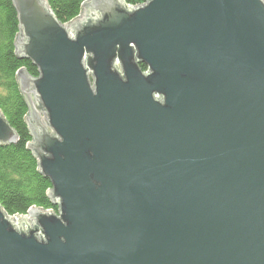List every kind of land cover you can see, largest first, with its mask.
Here are the masks:
<instances>
[{
  "label": "water",
  "instance_id": "obj_1",
  "mask_svg": "<svg viewBox=\"0 0 264 264\" xmlns=\"http://www.w3.org/2000/svg\"><path fill=\"white\" fill-rule=\"evenodd\" d=\"M11 1L59 215L0 204V264H264V0Z\"/></svg>",
  "mask_w": 264,
  "mask_h": 264
},
{
  "label": "trees",
  "instance_id": "obj_2",
  "mask_svg": "<svg viewBox=\"0 0 264 264\" xmlns=\"http://www.w3.org/2000/svg\"><path fill=\"white\" fill-rule=\"evenodd\" d=\"M86 0H47L57 19L67 23L77 17ZM141 5L149 0H125ZM20 26L11 0H0V111L18 135L16 143L0 145V203L10 215L25 214L32 206L56 209L48 193L52 185L39 171V161L28 150L31 140L29 107L20 89L17 71L27 69L38 76L39 69L28 59L19 58L17 39ZM146 70V66L141 67Z\"/></svg>",
  "mask_w": 264,
  "mask_h": 264
},
{
  "label": "rangeland",
  "instance_id": "obj_3",
  "mask_svg": "<svg viewBox=\"0 0 264 264\" xmlns=\"http://www.w3.org/2000/svg\"><path fill=\"white\" fill-rule=\"evenodd\" d=\"M126 2V1H125ZM82 12V10H81ZM80 12V13H81ZM76 18V17H75ZM74 18V19H75ZM38 68V67H37ZM40 75V74H39ZM38 75V76H39ZM31 76V75H30ZM36 76V77H38ZM23 92L27 93L28 97H29V100L31 102V106L34 107V103L33 102H36L37 101V104L40 106L41 109H36V108H33L35 110V112L37 113L38 115V119H39V122L42 123L45 127L47 126V128L49 129L50 127H48V114L46 112V110L43 108L42 106V103H41V98H40V95L39 93L37 92V90L35 88H30L29 90H23ZM52 134H55V132H52ZM42 174V173H41ZM1 204V203H0ZM3 208V207H2ZM4 210V208H3ZM5 211V210H4ZM7 213V212H5ZM8 216H14V215H10L7 213Z\"/></svg>",
  "mask_w": 264,
  "mask_h": 264
},
{
  "label": "bare ground",
  "instance_id": "obj_4",
  "mask_svg": "<svg viewBox=\"0 0 264 264\" xmlns=\"http://www.w3.org/2000/svg\"><path fill=\"white\" fill-rule=\"evenodd\" d=\"M46 1H47V0H46ZM47 3H48V2H47ZM83 3H84V2H83ZM48 5H49V4H48ZM81 7H82V6H81ZM50 8H51V7H50ZM80 12H81V11H80ZM79 15H80V13L77 15V17H78ZM72 20H73V19H72ZM72 20H71V21H72ZM60 23H62V22H60ZM19 58H21V57H19ZM23 59H25V58H23ZM28 60H30V59H28ZM30 61L33 62L32 60H30ZM21 69H22V68H21ZM23 69H24V68H23ZM19 70H20V69H19ZM19 70H18V71H19ZM24 70H26V72L29 74V72L27 71V69H24ZM18 71H17V73H18ZM47 118H48V117H47ZM46 127H47V126H46ZM48 127H50L49 122H48ZM49 131H50V132H53L51 128H49ZM30 134H31V133H30ZM31 141H33L32 136H31V140H30L29 142H31ZM28 150H29V149H28ZM52 187H53V186H52ZM49 199H50V198H49ZM50 203L52 204L53 207H56L55 210H54V209H46V208H43V209H45V210H51V211H53V213H54L55 215H59V214H58V210H59L58 208H59V206H58V205H53V203L51 202V199H50ZM36 207H37V206H36ZM37 208H42V207H37ZM28 212H29V211H27V213H25V214H14V216H15V215H29Z\"/></svg>",
  "mask_w": 264,
  "mask_h": 264
},
{
  "label": "flooded vegetation",
  "instance_id": "obj_5",
  "mask_svg": "<svg viewBox=\"0 0 264 264\" xmlns=\"http://www.w3.org/2000/svg\"><path fill=\"white\" fill-rule=\"evenodd\" d=\"M143 71H145V70H143ZM160 99V101H162V99L161 98H159Z\"/></svg>",
  "mask_w": 264,
  "mask_h": 264
}]
</instances>
